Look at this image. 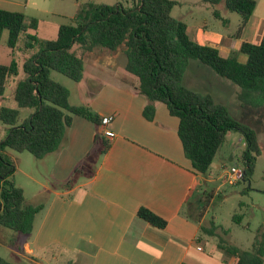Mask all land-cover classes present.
<instances>
[{"label":"trees","instance_id":"16d2710c","mask_svg":"<svg viewBox=\"0 0 264 264\" xmlns=\"http://www.w3.org/2000/svg\"><path fill=\"white\" fill-rule=\"evenodd\" d=\"M203 1L217 5L222 0ZM177 5L173 0H131L130 6L123 2L105 5L89 1L79 6L71 24L59 26L53 40H41L28 33L37 30L36 18L0 9V40L7 32L6 45L12 56L21 35H24L23 48L35 50L22 63L24 77L17 82L13 94L16 107H0V122L7 126L0 141V228L27 236L33 231L36 215L45 206L44 201L35 205L25 201L23 190L13 181L16 166L6 149L28 152L41 160L61 149L73 117L100 125V118L88 106L70 105L69 90L52 77V73H57L80 82L84 71L81 53L95 49L123 53L125 71L136 78L137 91L147 102L142 111L145 119L153 120L155 103L164 104L169 114L178 119L177 133L183 153L196 173L206 176L227 133L238 134L243 145L241 182L249 181L261 155L257 132L236 120L210 93L186 87L183 78L190 61H198L237 86L247 103L264 107V30L258 44H241L239 52L247 57L242 64L236 55L225 57L214 48L192 41L186 33V24L171 15ZM224 5L239 16L233 34L239 38L256 3L225 0ZM18 72L15 60L8 65L0 64V99L4 97L8 80ZM94 142L95 148L55 188L70 189L80 178L93 176L98 158L109 148V142L99 135ZM204 199V195L202 200L194 195L182 210L186 218L199 224L197 240L215 239L217 249L233 258L234 264H264V231H257L249 251L229 244L224 239L228 232L223 231L221 236L213 220L208 224L202 221ZM137 216L154 227L165 226L163 220L145 209H139ZM233 220L239 224L241 216L234 215ZM2 234L0 230V243L5 244ZM0 264L14 263L0 258Z\"/></svg>","mask_w":264,"mask_h":264},{"label":"crops","instance_id":"0c3cea01","mask_svg":"<svg viewBox=\"0 0 264 264\" xmlns=\"http://www.w3.org/2000/svg\"><path fill=\"white\" fill-rule=\"evenodd\" d=\"M29 1L16 2L19 8L9 11L31 18L34 16L29 12L54 14L30 8ZM254 1L253 13L239 38L233 37L239 23L228 33L200 23L186 26V33L197 44L214 48L225 57L236 55L237 61L244 64L247 57L239 52L241 44H258L264 30V9L259 11L264 8V0ZM216 14L222 27H227L229 20ZM22 38L24 35L20 41ZM81 54L83 78L72 89L67 88L69 104L88 106L100 119L111 116L107 129L114 137L106 138L101 125L75 116L61 149L38 160L48 181L39 185L43 191L36 195L37 203L44 201L45 206L35 217L33 231L10 250L16 261L28 257L37 264H201L208 259L213 260L212 264H234L233 258H224L216 244L218 251L212 253L213 257L204 255L206 246L214 242L197 240L199 224L182 213L186 202L215 179L209 171L202 176L193 170L178 137V119L161 103L154 105L153 120L144 118L142 111L147 102L137 91L138 82L125 71L126 60L116 62L124 56L122 52L95 49ZM31 55L25 54L27 58ZM108 57L114 66L103 64ZM2 101L7 99L3 97ZM97 135L109 142V148L98 158L93 176L80 178L70 189L55 188L95 148ZM13 160L17 165V159ZM26 177L36 183L29 173ZM139 209L154 214L165 226L157 228L143 221L137 216Z\"/></svg>","mask_w":264,"mask_h":264},{"label":"rangeland","instance_id":"374dc122","mask_svg":"<svg viewBox=\"0 0 264 264\" xmlns=\"http://www.w3.org/2000/svg\"><path fill=\"white\" fill-rule=\"evenodd\" d=\"M89 1L95 4L105 5H113L117 2H123L125 6L131 5V0H30V8H41L42 11L44 9L54 13L52 15L46 12H29L39 20L37 30L31 32V35H35L41 40L55 39L57 25L71 24L72 18L77 13L79 6ZM175 1L179 2L180 5L173 7L171 15L175 19L184 22L188 28L200 23L206 25L208 28L222 29L225 33H228L234 31L239 23V16L235 13H230L225 8L224 0L216 6H212L203 0ZM16 2H23V0H0V9H18L19 7L16 5ZM262 9L264 8H259V11ZM214 12L218 13V16L222 19L227 18L229 20L227 27H222L221 21L217 19L218 17L214 15ZM6 38L7 32H4L0 42V64L8 65L12 60H15L19 67V74L17 77L9 79L4 94V98L7 101L3 103L0 99V107L15 108L16 103L13 98L15 85L24 77L21 68L22 62L27 58L25 54L28 53L31 55L34 53V50H28L27 52L23 48L22 38L14 56H12L5 44ZM98 52L96 51V54ZM124 61L125 57L122 55L116 60L118 64L124 63ZM112 62L109 57L103 60V64L109 66H114ZM52 77L66 88L72 89L75 85V82L60 74L52 73ZM183 82L188 88L210 93L217 102L224 104L228 108L236 120L249 125L257 132L261 155L256 160L254 171L249 181L236 184L223 182L222 176L225 169L231 166L241 167L240 157L243 151L240 136L236 133L229 132L209 169V174L213 175L215 181L206 183L201 188V191L195 194L196 197H201V200L203 195L204 200H206L209 198V194H211V198L205 202L204 222L208 224L209 221L213 220L215 225L218 226L219 235L222 236L223 231L228 232V235L224 239L229 244L241 250L249 251L257 231H264V107H257L247 103L240 96L241 91L237 86L217 76L210 68L202 65L198 61H190L184 74ZM25 112L24 110L22 115H25ZM6 130L7 126L0 122V141L1 137L5 135ZM6 153L9 154L12 160L17 159V165L15 164L16 171L13 175L15 185L24 189L27 203L35 205L38 201V196L36 195L43 191L39 185L47 184L48 181L44 166L28 152L17 153L6 149ZM27 173L36 180V183L26 177ZM200 202L202 204V201ZM234 215L241 216L239 224L234 222ZM0 230L3 231L2 237L6 244L0 243V258L14 264H37L35 259L29 260L27 259L28 257L16 261L14 254L10 251L15 250V247L20 244V241L28 236L18 235L3 228H0ZM210 240L214 243L208 244L204 251V255L209 256V258L213 257L212 253L214 251H218L215 248L216 240ZM223 256L224 258H230L225 254ZM212 263L213 260L208 259L203 263L201 262V264ZM42 264H49V262L47 261L46 263L43 261Z\"/></svg>","mask_w":264,"mask_h":264},{"label":"built area","instance_id":"2783aa9c","mask_svg":"<svg viewBox=\"0 0 264 264\" xmlns=\"http://www.w3.org/2000/svg\"><path fill=\"white\" fill-rule=\"evenodd\" d=\"M112 120L113 118L111 116H105L100 119V125L104 128L103 135L108 139H112L114 137V133L111 130L107 129ZM222 177L223 182H226L228 184H236L243 181L244 171L241 167L231 166L224 170Z\"/></svg>","mask_w":264,"mask_h":264}]
</instances>
